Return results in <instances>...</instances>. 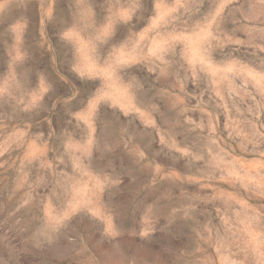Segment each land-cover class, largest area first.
<instances>
[{
    "label": "rangeland",
    "instance_id": "1",
    "mask_svg": "<svg viewBox=\"0 0 264 264\" xmlns=\"http://www.w3.org/2000/svg\"><path fill=\"white\" fill-rule=\"evenodd\" d=\"M0 264H264V0H0Z\"/></svg>",
    "mask_w": 264,
    "mask_h": 264
}]
</instances>
